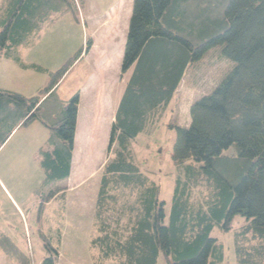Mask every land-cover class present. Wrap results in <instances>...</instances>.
<instances>
[{
    "label": "trees",
    "instance_id": "1",
    "mask_svg": "<svg viewBox=\"0 0 264 264\" xmlns=\"http://www.w3.org/2000/svg\"><path fill=\"white\" fill-rule=\"evenodd\" d=\"M80 5L79 0H0V56L45 72L24 63L19 50L53 15L76 14ZM216 47L232 67L211 92L191 103L189 122L181 126L173 112L182 79ZM82 53L83 48L49 73L33 95L0 88V148L16 129L33 122L48 130L37 155L44 176L35 196L40 227L45 206L61 191L53 184L70 177L79 94L64 102L56 90ZM120 73L125 82L93 201L90 245L100 260L222 264L223 248L212 231L215 226L229 231L233 218L241 216L236 264H264V223H255L264 217V0H132ZM167 112L168 127L176 133L171 159L180 170L168 214L160 185L142 171L132 148ZM231 147L235 152L226 154ZM41 240L47 254L40 264H57L59 250L42 228ZM11 245L0 234L6 255L31 264Z\"/></svg>",
    "mask_w": 264,
    "mask_h": 264
},
{
    "label": "rangeland",
    "instance_id": "2",
    "mask_svg": "<svg viewBox=\"0 0 264 264\" xmlns=\"http://www.w3.org/2000/svg\"><path fill=\"white\" fill-rule=\"evenodd\" d=\"M79 1L76 14L53 15L32 43L19 50L24 63L36 64L46 69L45 72L24 69L14 60L0 56V87L15 90L23 85L24 91H35L49 81V73L59 70L83 48L82 56L56 90L57 97L64 102L76 93L82 96L76 156L70 177L52 186H60L61 191L45 206L41 227L37 222L35 196L44 178L37 155L45 136L28 126L11 140L10 137L0 149V234L14 243L12 251L22 253L31 264H40L47 254L41 228L51 246L59 250L57 264H118L111 259L100 260L98 250L90 242L94 236L96 177L107 161L113 108L119 87L125 82L120 65L132 0ZM89 40L90 49L86 52ZM231 67L232 62L221 54V47H216L186 70L173 110L179 125L189 122L191 103L211 92ZM89 77H92L90 83ZM170 117L171 113L167 112L151 132L139 134L132 143L142 171L160 185V198L165 201L167 214L180 172L171 159L176 133L168 127ZM234 152L233 147L225 151ZM255 223H264V217ZM243 224L244 218L235 216L229 231L214 227L211 235L222 245V264H236L235 233Z\"/></svg>",
    "mask_w": 264,
    "mask_h": 264
},
{
    "label": "crops",
    "instance_id": "3",
    "mask_svg": "<svg viewBox=\"0 0 264 264\" xmlns=\"http://www.w3.org/2000/svg\"><path fill=\"white\" fill-rule=\"evenodd\" d=\"M88 81H89V83L90 82H92V77H89L88 78ZM23 86V85H22ZM20 87V89H15L14 91H18V92H20V93H23V94H25V95H28V94H32V92H35V91H24V88L25 87ZM0 88H3V87H0ZM5 89H9V88H5ZM11 90H13V89H11ZM37 92V91H36ZM81 105H82V96L81 95H79V105H78V116H77V128H76V134H75V139H74V155H73V158H72V164H71V172H70V175H71V173H72V166H73V162H74V159H75V156H76V148H77V139H78V131H79V120H80V113H81ZM113 111H114V108H113ZM113 117H114V114H113ZM31 127H33V131H35L37 134H40L41 135V137L42 136H45V138H44V140L46 141L47 140V138H48V130L43 126V125H41L40 123H38V122H33V123H31L30 125H29V128H31ZM25 127H23V128H19V129H16L13 133H12V135L9 137L10 138V140L17 134V133H19L20 132V130H22V129H24ZM27 128H28V126H27ZM40 137V138H41ZM8 138V139H9ZM7 139V140H8ZM32 139H33V136H32ZM36 140V139H35ZM41 140H43V139H41ZM40 140V141H41ZM43 140V141H44ZM45 141H44V143H45ZM90 142V141H89ZM5 144V143H4ZM3 144V145H4ZM2 145V146H3ZM2 146H1V148H2ZM43 146V145H42ZM0 148V149H1ZM88 152H90V150L88 149ZM90 154V153H89ZM40 169V168H39ZM0 264H17V262L14 260V259H12L10 256H8V255H6V253H4V251H3V249H1V246H0Z\"/></svg>",
    "mask_w": 264,
    "mask_h": 264
}]
</instances>
